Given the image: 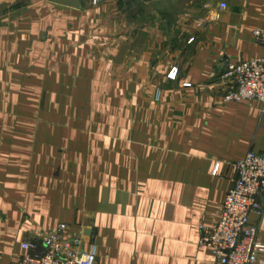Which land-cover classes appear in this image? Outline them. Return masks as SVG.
<instances>
[{
    "label": "crops",
    "instance_id": "obj_1",
    "mask_svg": "<svg viewBox=\"0 0 264 264\" xmlns=\"http://www.w3.org/2000/svg\"><path fill=\"white\" fill-rule=\"evenodd\" d=\"M259 29L264 0H0V264L62 224L96 264H216L202 228L264 155V103L225 101Z\"/></svg>",
    "mask_w": 264,
    "mask_h": 264
},
{
    "label": "built area",
    "instance_id": "obj_2",
    "mask_svg": "<svg viewBox=\"0 0 264 264\" xmlns=\"http://www.w3.org/2000/svg\"><path fill=\"white\" fill-rule=\"evenodd\" d=\"M100 0H94L98 4ZM226 4L220 10H227ZM256 41L264 47V29L254 33ZM192 41V40H191ZM174 68L168 78L176 80ZM225 79L231 89L225 101L264 103V57L245 62H227ZM190 87V85H186ZM237 178L220 211V221L211 228H202L200 245L210 249L216 264H254L264 256V245L258 241V228L250 225V216H263L264 206V155L249 152L235 164ZM1 236V229H0ZM84 239L73 235L67 225L47 232L41 242L29 241L23 245L26 251L18 264H96L97 248L85 252Z\"/></svg>",
    "mask_w": 264,
    "mask_h": 264
},
{
    "label": "rangeland",
    "instance_id": "obj_3",
    "mask_svg": "<svg viewBox=\"0 0 264 264\" xmlns=\"http://www.w3.org/2000/svg\"><path fill=\"white\" fill-rule=\"evenodd\" d=\"M186 30H187V28H186Z\"/></svg>",
    "mask_w": 264,
    "mask_h": 264
}]
</instances>
